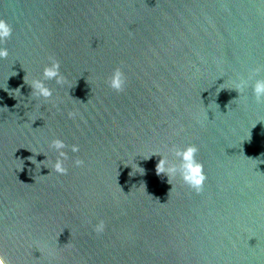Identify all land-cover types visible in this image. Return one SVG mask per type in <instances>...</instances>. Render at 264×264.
Returning <instances> with one entry per match:
<instances>
[{
    "label": "water",
    "instance_id": "1",
    "mask_svg": "<svg viewBox=\"0 0 264 264\" xmlns=\"http://www.w3.org/2000/svg\"><path fill=\"white\" fill-rule=\"evenodd\" d=\"M0 19L3 264H264V100L234 88L264 77V0H0ZM50 57L66 82L32 98ZM53 138L79 145L64 174ZM187 144L199 192L156 171Z\"/></svg>",
    "mask_w": 264,
    "mask_h": 264
},
{
    "label": "clouds",
    "instance_id": "2",
    "mask_svg": "<svg viewBox=\"0 0 264 264\" xmlns=\"http://www.w3.org/2000/svg\"><path fill=\"white\" fill-rule=\"evenodd\" d=\"M12 34L11 25L4 19H0V58L8 55V49L3 47V42ZM50 63L46 64L43 68L42 77L34 78L30 82L25 79V81L31 86L30 97L32 98H44L47 100L52 97L53 89L49 87L45 81L55 80L56 84L63 85L66 82V77L60 71L59 60L50 57ZM261 69L255 67L251 69V72L247 79L239 78L234 82V88L239 92H243L247 87L249 81H252V93L257 101L264 100V77L255 76L259 73ZM12 73L11 75H13ZM108 86L115 91H122L126 84V78L122 69L117 66L112 70L110 77L107 79ZM19 90V88H17ZM69 117L73 115L72 112L68 113ZM70 147L71 152L76 153L79 151L78 144L66 145L65 142L60 138H53L49 143V148L56 152V159L51 164V169L58 174H64L68 171L65 166V160L68 157V152L65 150ZM16 151V150H15ZM33 153H40V151H33ZM171 151L174 156L178 158L177 160H170L167 156L161 154V159L156 165V171L158 174L164 173L167 175L169 182L172 177L179 175V177L195 191H201L203 184L206 180V175L203 170V165L196 159L195 153L197 148L193 144H187L183 147L176 145L172 146ZM44 153V152H43ZM46 154V153H45ZM153 154V153H152ZM47 156V155H46ZM28 157L34 163L35 157ZM47 160V159H46ZM45 160V161H46ZM75 165L79 166L83 161L77 158L74 161ZM105 230V221L103 219L98 220L93 225V231L97 234L102 233Z\"/></svg>",
    "mask_w": 264,
    "mask_h": 264
},
{
    "label": "bare ground",
    "instance_id": "3",
    "mask_svg": "<svg viewBox=\"0 0 264 264\" xmlns=\"http://www.w3.org/2000/svg\"><path fill=\"white\" fill-rule=\"evenodd\" d=\"M0 264H3V263L1 262V260H0Z\"/></svg>",
    "mask_w": 264,
    "mask_h": 264
}]
</instances>
